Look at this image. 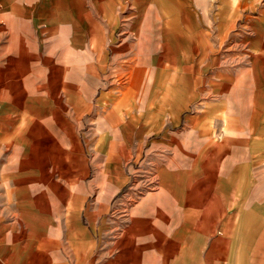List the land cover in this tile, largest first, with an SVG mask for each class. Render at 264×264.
Segmentation results:
<instances>
[{"label": "crops", "instance_id": "obj_1", "mask_svg": "<svg viewBox=\"0 0 264 264\" xmlns=\"http://www.w3.org/2000/svg\"><path fill=\"white\" fill-rule=\"evenodd\" d=\"M233 2L223 0L221 25L229 22ZM193 4L189 0H0V141L15 144L16 152L7 165L0 162L4 200L15 204L26 199L18 190L25 179L8 177L1 170L13 165L12 173L18 174L24 167L21 137L29 129L31 135L39 134L38 129L34 132V121L40 119L37 104L45 96L37 92L40 84L32 76L35 64L29 58L42 56L46 59L38 66L49 65L51 77L44 85L54 92L44 105L54 98L77 116L83 106L89 108L93 90L101 88L106 74L117 70L124 78L110 84L122 86L120 94L108 90L96 94L97 106H111L105 119L116 128L120 147L127 145L123 141L127 136L135 152L145 150L154 187L137 194H113L114 212L121 202H134L125 227L135 248L126 261L120 256L106 264H264V101L260 102L264 12L251 21L253 54L216 65L220 59L204 50L201 57L208 60L204 65L195 48L200 28L193 36L181 27L199 24ZM188 13L191 17L185 16ZM137 16L142 28L136 34ZM118 24H123V31L115 35ZM202 37L207 49L209 35L202 32ZM156 56L165 58L164 64L162 59L154 64ZM168 56L184 58L185 66L168 62ZM202 68L208 76L205 84L199 76ZM189 105L193 109L185 112ZM42 110L44 114L46 107ZM105 138L102 135L98 143L108 146L112 157L117 135L103 144ZM31 165L37 166L32 161ZM50 167L47 162L41 178L27 181L39 191L37 185L52 184ZM44 197L49 200V193ZM11 210L22 219L19 224L25 220V228L20 225L23 233L25 213L15 206ZM4 228L16 230L0 220V231ZM80 248L74 263L93 264L86 244L81 242ZM19 255L8 250L0 255V264H13Z\"/></svg>", "mask_w": 264, "mask_h": 264}, {"label": "rangeland", "instance_id": "obj_2", "mask_svg": "<svg viewBox=\"0 0 264 264\" xmlns=\"http://www.w3.org/2000/svg\"><path fill=\"white\" fill-rule=\"evenodd\" d=\"M189 1L195 3L192 10L196 12L199 24H182L181 27L186 30L185 34L193 36L198 34L200 28L201 36L195 46L197 53L200 52V63L204 62V57H201L204 50H209L211 56L220 59L216 65L233 63L240 57L246 59L253 54L255 47L252 46L254 41L251 36V21L264 12V0H234L232 7L235 9L230 11L229 22L225 26L220 24L223 0H199L198 4L194 0ZM185 10L189 12V9ZM185 16L191 17L190 13ZM139 22L137 16L136 34L139 33V28H142ZM117 26L115 35L123 31V24ZM202 32L209 35L210 45L208 44L207 49L205 41L202 42ZM44 59L46 58L42 56L29 58V63L35 64V73L32 76H35L36 85L40 84L37 92L45 96L42 97L41 103L37 104L41 108L40 119L34 121V132L38 129L39 134L31 135L32 131L29 129L21 137L22 142L24 141L21 145L24 147V167L18 174L12 173L11 169H15L13 165H8L10 170H1V173L8 177L17 175L25 179V182L18 185V190L21 189L20 192L26 199L15 204L4 200L5 185L1 184L0 175V220L8 222L13 230L16 229L14 232H8L5 228L0 231V255L8 250L20 253L12 260L13 264H75L74 259L80 256L82 242L86 244L88 258L93 264L97 261L106 264L111 258L120 256L122 262L126 261L128 254L133 253L131 250L135 248L133 237L126 233L125 227L130 216L129 210L133 207L130 205L134 202H121L120 210L114 212L111 208V198L113 194H137L151 190L154 180L151 173L152 164L148 161L145 150L135 152L132 144L129 145L131 140L127 136L123 140L127 145L120 147L121 140L116 128L109 125L105 119L111 106H97L96 94L107 90L114 95L120 94L122 86L110 87V84L115 79L122 82L124 78H119L117 70L106 74L101 88L93 90V100L89 108L83 106L82 115L77 116L73 114V110H69L70 106L60 104V101L55 103L54 98L52 103L44 105V102L51 99L47 95L52 96L54 92L53 88L44 85L45 80L51 77L49 65L38 66ZM161 59L164 64L165 58L153 57L154 64H159ZM167 59L168 62L170 59L185 66L184 58L168 56ZM206 61L204 65L208 63V60ZM203 68L199 76L201 79L203 77L204 81L201 83L205 84L208 76ZM91 75L94 77V73ZM261 96L264 97V93ZM262 97L260 102L263 103ZM45 107L46 112L43 114L42 108ZM261 107L264 108V105ZM192 109V105H189L185 112ZM50 110L56 111L55 114H50ZM123 124L126 126L127 122ZM127 131L130 133V128ZM114 134L117 135L115 155L108 157V146L104 143L112 139ZM102 135L106 136L104 145H99L98 140ZM14 148L15 144H9L6 139L1 140L0 162L7 165L8 159H15ZM31 161L37 165H34L35 168ZM47 162L50 163L48 170L52 173L54 182L47 187L37 185L39 191L34 185H30L27 179L41 178L44 171L41 168L46 166ZM44 191L49 193V200L44 197ZM31 194L34 196L31 197ZM74 200L75 204L72 202ZM14 206L25 213L27 230L23 233L20 225L22 224L24 229L26 223L24 220L19 224L22 219L11 210ZM24 207L28 208V211ZM113 214L116 216L112 217ZM13 241L14 243H11Z\"/></svg>", "mask_w": 264, "mask_h": 264}]
</instances>
